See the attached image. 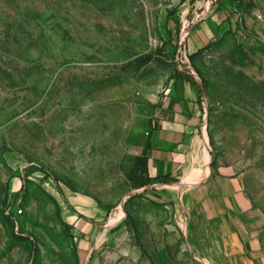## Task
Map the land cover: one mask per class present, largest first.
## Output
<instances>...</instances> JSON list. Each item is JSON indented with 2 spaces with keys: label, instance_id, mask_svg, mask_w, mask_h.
<instances>
[{
  "label": "rangeland",
  "instance_id": "obj_1",
  "mask_svg": "<svg viewBox=\"0 0 264 264\" xmlns=\"http://www.w3.org/2000/svg\"><path fill=\"white\" fill-rule=\"evenodd\" d=\"M179 72L264 219V0H0V264H182L136 192Z\"/></svg>",
  "mask_w": 264,
  "mask_h": 264
},
{
  "label": "crops",
  "instance_id": "obj_2",
  "mask_svg": "<svg viewBox=\"0 0 264 264\" xmlns=\"http://www.w3.org/2000/svg\"><path fill=\"white\" fill-rule=\"evenodd\" d=\"M204 120L199 82L171 77L149 117L152 188L136 192L153 228H170L165 212L180 216L182 246L171 250L166 234L154 255L181 256L182 264H264V219L235 168L211 154Z\"/></svg>",
  "mask_w": 264,
  "mask_h": 264
},
{
  "label": "trees",
  "instance_id": "obj_3",
  "mask_svg": "<svg viewBox=\"0 0 264 264\" xmlns=\"http://www.w3.org/2000/svg\"><path fill=\"white\" fill-rule=\"evenodd\" d=\"M178 74L181 75V76H184L186 78H189L191 81L195 82V79L189 74H185V73H182V72H179ZM136 163H137L136 169L140 168L142 170V173L144 174V176L148 177L149 176V172H148V156H147V154L145 153L142 156H138L136 158ZM135 184L137 186L145 185L146 184V178H144L143 180L137 181Z\"/></svg>",
  "mask_w": 264,
  "mask_h": 264
},
{
  "label": "water",
  "instance_id": "obj_4",
  "mask_svg": "<svg viewBox=\"0 0 264 264\" xmlns=\"http://www.w3.org/2000/svg\"><path fill=\"white\" fill-rule=\"evenodd\" d=\"M200 86H201V88H203V84H201ZM128 196H130V195H128Z\"/></svg>",
  "mask_w": 264,
  "mask_h": 264
}]
</instances>
